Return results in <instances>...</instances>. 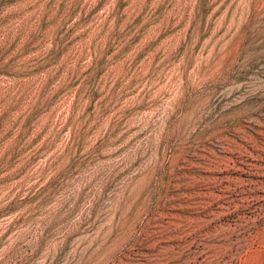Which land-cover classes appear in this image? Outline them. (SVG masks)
I'll list each match as a JSON object with an SVG mask.
<instances>
[{
    "label": "rangeland",
    "instance_id": "1",
    "mask_svg": "<svg viewBox=\"0 0 264 264\" xmlns=\"http://www.w3.org/2000/svg\"><path fill=\"white\" fill-rule=\"evenodd\" d=\"M1 9L0 264H264V0Z\"/></svg>",
    "mask_w": 264,
    "mask_h": 264
},
{
    "label": "trees",
    "instance_id": "2",
    "mask_svg": "<svg viewBox=\"0 0 264 264\" xmlns=\"http://www.w3.org/2000/svg\"><path fill=\"white\" fill-rule=\"evenodd\" d=\"M1 9L0 0V71L5 70L10 67L14 61L10 63H3L4 56L8 50H14V52L20 55L30 51L31 45H33L39 38H44L50 31L47 30V26L44 21L41 20L40 23L29 24V22H20L16 26H13L14 15L3 14ZM60 56V55H59ZM59 58V57H58ZM24 84L21 85V87ZM13 100H10L4 110L3 115L0 117V123L3 121L4 117L7 116L10 111L9 108L12 105ZM240 259L236 260L238 264Z\"/></svg>",
    "mask_w": 264,
    "mask_h": 264
}]
</instances>
